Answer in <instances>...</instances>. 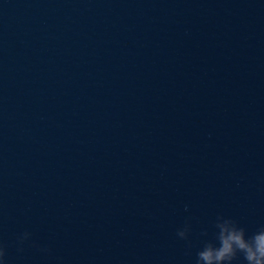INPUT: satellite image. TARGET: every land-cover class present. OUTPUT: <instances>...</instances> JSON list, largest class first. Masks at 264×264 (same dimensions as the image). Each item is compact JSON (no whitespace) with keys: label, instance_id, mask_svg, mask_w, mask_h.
Wrapping results in <instances>:
<instances>
[{"label":"water","instance_id":"obj_1","mask_svg":"<svg viewBox=\"0 0 264 264\" xmlns=\"http://www.w3.org/2000/svg\"><path fill=\"white\" fill-rule=\"evenodd\" d=\"M119 0H0V264H110Z\"/></svg>","mask_w":264,"mask_h":264},{"label":"clouds","instance_id":"obj_2","mask_svg":"<svg viewBox=\"0 0 264 264\" xmlns=\"http://www.w3.org/2000/svg\"><path fill=\"white\" fill-rule=\"evenodd\" d=\"M216 227L219 229L216 240L205 243L197 253V264H232L240 254L246 264H264V226L251 236L247 230L232 219H220ZM188 229L180 230L178 235L185 238ZM5 250L0 246V260L3 259Z\"/></svg>","mask_w":264,"mask_h":264}]
</instances>
